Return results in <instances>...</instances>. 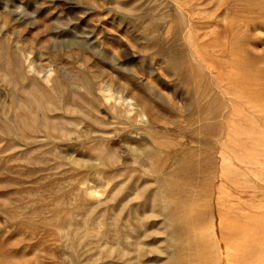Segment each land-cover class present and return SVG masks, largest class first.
Instances as JSON below:
<instances>
[{"label":"rangeland","instance_id":"374dc122","mask_svg":"<svg viewBox=\"0 0 264 264\" xmlns=\"http://www.w3.org/2000/svg\"><path fill=\"white\" fill-rule=\"evenodd\" d=\"M217 255L264 264V0H0V264Z\"/></svg>","mask_w":264,"mask_h":264},{"label":"bare ground","instance_id":"6f19581e","mask_svg":"<svg viewBox=\"0 0 264 264\" xmlns=\"http://www.w3.org/2000/svg\"><path fill=\"white\" fill-rule=\"evenodd\" d=\"M192 6V5H191ZM188 14H189V17H190V14H191V10L190 9H187V10H185ZM149 15V14H148ZM147 15V16H148ZM153 15V14H152ZM161 18V17H160ZM146 20V19H145ZM195 20H192L191 18H189V24L190 23H192V22H194ZM145 22V21H144ZM152 39V38H151ZM155 40V39H154ZM75 43L77 44V45H79L80 47L82 46V47H91V49L94 51V52H97L96 51V47L94 46V44H92L90 41H75ZM157 44V43H156ZM176 46V45H175ZM161 48V47H160ZM89 49V48H88ZM169 52V51H168ZM3 62V61H2ZM178 67V66H177ZM177 69V68H176ZM177 71V70H176ZM182 74H183V72H181ZM127 74V73H126ZM149 74V73H148ZM183 76V75H182ZM181 76V77H182ZM185 76V75H184ZM77 80L78 81H80V82H83V83H85V82H90V80H88V78L87 77H78L77 78ZM109 88V87H108ZM150 90V89H149ZM81 103H84V101H85V99H83V98H80V100H79ZM48 102V101H47ZM46 103V102H45ZM207 105H209V104H207ZM78 106V105H77ZM79 107V106H78ZM208 107V106H207ZM206 107V108H207ZM212 107V106H211ZM145 108V107H144ZM214 109V108H213ZM145 110V109H144ZM82 111H83V109H82ZM141 111H143L142 109H141ZM212 111V110H211ZM139 112V111H138ZM79 113V112H78ZM210 118V117H209ZM9 121V120H8ZM7 121V122H8ZM216 121V120H215ZM223 123H224V121H223ZM12 126V125H11ZM63 126V125H62ZM226 126V125H225ZM60 127H61V125H60ZM63 128V127H62ZM64 129V128H63ZM212 131H216L215 129L214 130H212ZM227 131V130H226ZM50 133V132H49ZM211 134H213V132H210ZM226 135V134H225ZM224 136V135H223ZM12 138H13V136H12ZM223 138V137H222ZM157 140L156 139H154V142H156ZM218 142V141H217ZM25 143V142H24ZM211 147V146H210ZM212 148V147H211ZM214 148V147H213ZM220 148V147H219ZM214 153V152H213ZM221 153V152H220ZM216 157V156H215ZM170 159V158H169ZM175 211V210H174ZM183 225V224H182ZM183 228V227H182ZM184 230V229H183ZM186 231V230H185ZM181 250V249H180ZM218 252V251H217ZM226 254V253H225ZM214 261H215V263L214 264H221V262H222V259H219L218 258V255L216 256V258L214 259Z\"/></svg>","mask_w":264,"mask_h":264}]
</instances>
